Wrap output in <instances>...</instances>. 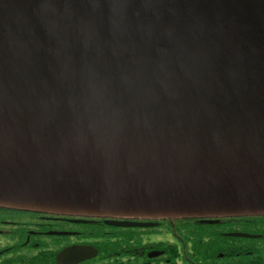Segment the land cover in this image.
Returning <instances> with one entry per match:
<instances>
[{"label":"water","instance_id":"water-1","mask_svg":"<svg viewBox=\"0 0 264 264\" xmlns=\"http://www.w3.org/2000/svg\"><path fill=\"white\" fill-rule=\"evenodd\" d=\"M0 207L264 215V0H0Z\"/></svg>","mask_w":264,"mask_h":264},{"label":"flooded vegetation","instance_id":"flooded-vegetation-1","mask_svg":"<svg viewBox=\"0 0 264 264\" xmlns=\"http://www.w3.org/2000/svg\"><path fill=\"white\" fill-rule=\"evenodd\" d=\"M115 219L153 225L117 226L105 223L103 217L0 207V264H229L225 255L210 252L205 244L223 235L200 239L173 235L168 219ZM195 239L199 240L196 245L191 241ZM77 245L90 246L95 252H66L67 256L58 261L64 249ZM81 255L87 256L75 260Z\"/></svg>","mask_w":264,"mask_h":264},{"label":"trees","instance_id":"trees-1","mask_svg":"<svg viewBox=\"0 0 264 264\" xmlns=\"http://www.w3.org/2000/svg\"><path fill=\"white\" fill-rule=\"evenodd\" d=\"M171 234L200 238L223 235L208 241V250L212 253L221 252L229 264H264V215L249 217H227L221 222L200 223L193 218L168 219ZM229 232H245L260 235L256 239L225 236ZM166 233V232H164ZM198 239L192 241L196 245ZM210 253V257L214 254ZM216 257V256H215Z\"/></svg>","mask_w":264,"mask_h":264},{"label":"rangeland","instance_id":"rangeland-1","mask_svg":"<svg viewBox=\"0 0 264 264\" xmlns=\"http://www.w3.org/2000/svg\"><path fill=\"white\" fill-rule=\"evenodd\" d=\"M152 234H156V233H152ZM159 235L163 236V233H162V234H159ZM157 236H158V235H157ZM164 236H166V235H164Z\"/></svg>","mask_w":264,"mask_h":264}]
</instances>
